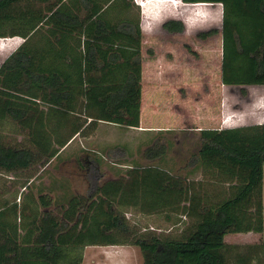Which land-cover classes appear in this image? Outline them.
Segmentation results:
<instances>
[{"label": "trees", "instance_id": "obj_1", "mask_svg": "<svg viewBox=\"0 0 264 264\" xmlns=\"http://www.w3.org/2000/svg\"><path fill=\"white\" fill-rule=\"evenodd\" d=\"M183 2L223 6L222 83L241 87L243 95L248 85L264 86V0ZM116 3L120 15L111 10ZM134 8V0H0V39L24 38L0 66L1 173L26 175L28 184L43 177L53 159L63 160L60 151L77 137L94 136L100 123L140 127L143 32ZM164 27L181 33L185 24L174 19ZM9 125L21 141L7 140ZM194 135L198 150L191 165L213 171L220 185L230 183L227 196L190 179V172H164L151 189L153 201L163 204L150 210L139 194L143 167L103 181L101 162L88 157L86 196L69 188L70 197L57 178L37 193L28 187L21 203L0 195V264H81L88 245L135 246L143 264H229L228 235L264 231V123ZM161 138L144 149V159L167 154L170 141ZM127 208L145 214L163 208L168 219L177 214L192 223L175 236L136 231ZM236 257V264L263 261L264 242Z\"/></svg>", "mask_w": 264, "mask_h": 264}, {"label": "rangeland", "instance_id": "obj_2", "mask_svg": "<svg viewBox=\"0 0 264 264\" xmlns=\"http://www.w3.org/2000/svg\"><path fill=\"white\" fill-rule=\"evenodd\" d=\"M134 3L143 32V107L149 112L154 129L135 130L103 122L93 137H77L63 148L60 151L63 160L53 159L46 166L43 177L32 178L29 181L31 184H23L26 175L0 172L1 197L21 203L28 187L32 186L37 193L42 184L48 186L56 178L66 191L70 188L74 195L86 196L89 182L85 165L90 157H96L101 162L103 181L127 176L134 166L143 167L139 175V179L143 180L139 194L145 195L146 207L150 210L163 204L161 200L153 201L151 189L156 188L153 181L164 172L177 175L190 172V179L202 180L209 186H215L216 190L222 189L226 196L229 194L230 183L220 185V182H215L218 178L212 175L213 171L205 170L202 164L196 165V168L191 165L192 155L198 150L194 132L213 127L225 108L240 110L234 116L243 123L253 121V112H264V86L248 85L245 87L248 94L243 95L241 87L222 83L221 4H187L183 0H134ZM111 10L120 15V3L113 5ZM174 19L185 24L183 32L172 33L165 29L164 23ZM211 29H217L219 33L207 39L199 37L200 32ZM4 39H0V66L23 40L15 37ZM10 127H5L7 140L12 143L21 141L22 136L15 132L11 134ZM160 137H163L162 141L166 137L170 141L167 154L154 160L144 159L143 151ZM72 156L77 159L82 156L81 163L70 159ZM148 166L151 170H146ZM203 191L209 193L206 189ZM68 193L71 197L70 191ZM262 197L264 223V181ZM125 210L127 221L136 231L155 229L158 233L170 232L175 236L192 223L183 215L173 214L174 220L168 219L163 208V211L154 214H145L133 208ZM178 218L181 222L174 224ZM226 241L231 245L227 252L229 264H236L238 254L246 253L249 246L264 242V231L230 234ZM82 254L81 264H143L140 249L131 245H88L83 248ZM257 264H264V260L257 261Z\"/></svg>", "mask_w": 264, "mask_h": 264}, {"label": "crops", "instance_id": "obj_3", "mask_svg": "<svg viewBox=\"0 0 264 264\" xmlns=\"http://www.w3.org/2000/svg\"><path fill=\"white\" fill-rule=\"evenodd\" d=\"M19 37V36H17ZM22 40V43L24 42V38L20 37ZM21 43V44H22ZM20 46V45H19ZM142 57H143V38H142ZM142 105H141V118H140V127L135 128V130H146V129H154V125L151 123L149 115H148V111H145L144 107H143V85H144V63H143V81H142ZM241 112L240 110H235V109H227L225 108L223 111L220 112L219 115V119H217V122H214L213 127H208L207 129H222V128H227V127H239L240 126H244V125H250V124H262L264 123V112H258L257 114H255V112H253L251 115L253 121H250L249 123H243L242 120H240L239 118H235V114ZM211 119V118H209ZM212 120V119H211ZM103 123V122H102ZM210 123V122H209ZM213 123V122H211ZM101 123L99 124L100 127ZM98 127V129H99ZM203 129V128H201ZM199 129V130H201ZM98 131V130H97ZM97 133V132H96ZM93 137V136H92ZM70 159H75L77 161L76 157H72ZM69 160V159H68ZM66 160V161H68ZM79 164L81 162H78ZM85 165V163H83Z\"/></svg>", "mask_w": 264, "mask_h": 264}]
</instances>
